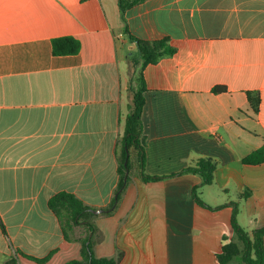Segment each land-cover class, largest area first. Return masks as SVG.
I'll return each instance as SVG.
<instances>
[{
    "label": "crops",
    "instance_id": "obj_1",
    "mask_svg": "<svg viewBox=\"0 0 264 264\" xmlns=\"http://www.w3.org/2000/svg\"><path fill=\"white\" fill-rule=\"evenodd\" d=\"M124 19L117 0H0V264L81 260L86 230L63 232L58 193L100 211L92 251L117 264H218L234 205L246 233L264 226V162H242L264 147V0H144ZM129 35L175 48L141 71L143 172L161 179L143 182L131 150L109 208L140 72ZM59 37L79 52L53 55ZM200 158L216 169L198 196L217 210L193 200L199 177L175 175Z\"/></svg>",
    "mask_w": 264,
    "mask_h": 264
},
{
    "label": "trees",
    "instance_id": "obj_2",
    "mask_svg": "<svg viewBox=\"0 0 264 264\" xmlns=\"http://www.w3.org/2000/svg\"><path fill=\"white\" fill-rule=\"evenodd\" d=\"M118 7L123 23H125L124 15L128 9L137 5L144 0H117ZM125 33L128 34L125 28ZM129 40L136 45L137 60H134L135 66L140 63V72L137 77L138 87L132 93V102L129 106V111L125 118L124 133L120 140V155L118 159V174L119 180L115 191V198L112 200L110 207L114 206L123 193L125 187V180L127 178V172L130 169V151L133 150L137 155L138 172L143 182L157 181L161 178L147 176L143 172L144 168V135H143V123L141 115L143 106L145 103L144 92L145 83L141 71L147 65L156 64L161 58L171 56L175 53V48L170 45L169 40L162 39L157 41H146L136 39L132 36H128ZM80 50V43L78 40L72 37H59L52 40V54L55 56L75 55ZM136 59V58H135ZM225 88L216 86L212 89L215 94L225 92ZM249 100L253 105L254 111H257L259 98L251 97L249 94ZM129 155V156H128ZM244 164L257 165L264 162V147L250 153L242 159ZM216 164L210 158H200L195 160L192 164L183 168L179 173L192 174L199 177L200 184L191 189V196L195 203L209 210H217L218 208H211L198 196V189L203 186H209L213 183L214 172ZM241 194V198L247 196ZM49 209L57 217L61 229L63 232H67L73 225H83L86 230V236L81 246V260L71 261L67 264H117V260L106 257H96L92 251V243L89 238L90 234H93L94 227L91 222L94 214L90 208L87 207L81 200L69 193H58L54 195L48 201ZM111 211L108 209V214ZM236 205L233 207L230 225L233 231L235 241L231 240L225 242L219 254L216 255L218 264H231L236 260L240 261V264H264V226L254 229L251 234H248L238 224ZM24 256L20 252H15L11 255L3 264H18L17 256ZM27 257V256H24ZM29 258V257H27ZM37 263L44 262V260L30 258Z\"/></svg>",
    "mask_w": 264,
    "mask_h": 264
},
{
    "label": "rangeland",
    "instance_id": "obj_3",
    "mask_svg": "<svg viewBox=\"0 0 264 264\" xmlns=\"http://www.w3.org/2000/svg\"><path fill=\"white\" fill-rule=\"evenodd\" d=\"M132 162V158H129V163ZM233 264H240V261L239 260H236Z\"/></svg>",
    "mask_w": 264,
    "mask_h": 264
},
{
    "label": "water",
    "instance_id": "obj_4",
    "mask_svg": "<svg viewBox=\"0 0 264 264\" xmlns=\"http://www.w3.org/2000/svg\"><path fill=\"white\" fill-rule=\"evenodd\" d=\"M91 212H92L93 214H96V213H99L100 211H97V210H91Z\"/></svg>",
    "mask_w": 264,
    "mask_h": 264
}]
</instances>
